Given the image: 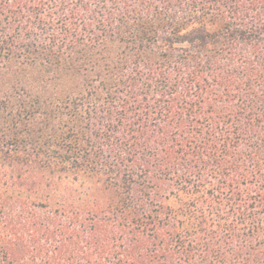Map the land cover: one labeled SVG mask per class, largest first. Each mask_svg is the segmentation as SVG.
<instances>
[{"label": "trees", "instance_id": "1", "mask_svg": "<svg viewBox=\"0 0 264 264\" xmlns=\"http://www.w3.org/2000/svg\"><path fill=\"white\" fill-rule=\"evenodd\" d=\"M0 264H264V0H0Z\"/></svg>", "mask_w": 264, "mask_h": 264}]
</instances>
